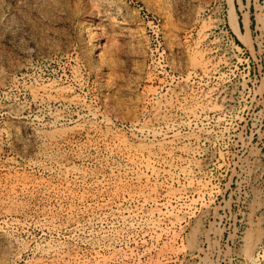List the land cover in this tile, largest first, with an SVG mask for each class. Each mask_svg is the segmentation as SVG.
<instances>
[{"label":"rangeland","instance_id":"obj_1","mask_svg":"<svg viewBox=\"0 0 264 264\" xmlns=\"http://www.w3.org/2000/svg\"><path fill=\"white\" fill-rule=\"evenodd\" d=\"M0 132V264H264V0H0Z\"/></svg>","mask_w":264,"mask_h":264},{"label":"bare ground","instance_id":"obj_2","mask_svg":"<svg viewBox=\"0 0 264 264\" xmlns=\"http://www.w3.org/2000/svg\"><path fill=\"white\" fill-rule=\"evenodd\" d=\"M195 60H196V65L199 66L200 68L206 70V59L204 58V55L203 53L201 52H198L197 55H195ZM49 84V82H48ZM41 88L43 87V84H41ZM53 85L54 82H53ZM52 85V82L49 84V85H46L43 87V91L46 96L48 95H51V94H48L47 95V92L49 93V90L50 89H53L54 86ZM40 88V87H39ZM63 88V87H62ZM56 91L59 90L60 91V88L57 87L54 88ZM35 90V89H33ZM32 90V91H33ZM38 90V89H37ZM62 90V89H61ZM63 91L64 88H63ZM38 92L35 90V93ZM33 95L35 94L34 92H32ZM62 93V92H61ZM37 94V93H36ZM43 94V93H42ZM41 94V95H42ZM59 94V93H58ZM58 94L56 96H58ZM61 95V94H60ZM59 95V97H60ZM35 96V95H34ZM53 98H56L54 97V95H52ZM35 97H38V96H35ZM64 97V96H63ZM67 97V96H66ZM41 98V96H40ZM52 98V97H51ZM58 98V97H57ZM44 100V98H41ZM60 99V98H59ZM65 100V98H63ZM62 99V100H63ZM66 99H69V98H66ZM42 100V101H43ZM50 100V99H49ZM55 100H58V99H55ZM54 100V101H55ZM70 100H73V99H70ZM40 102V101H39ZM50 102V101H49ZM13 104V103H12ZM11 105V103H10ZM181 105V104H180ZM15 106V105H14ZM11 107V106H10ZM20 107V106H19ZM19 107L16 108V112H17V109H19ZM12 108V107H11ZM15 109V107H13ZM12 108V109H13ZM22 108L24 109V107L22 106ZM13 109V110H14ZM181 109L182 111L184 112L185 115H187L188 117H193V116H196L198 114V105H190V106H187V107H184V105H181ZM21 110V109H20ZM58 112V111H57ZM55 113V112H53ZM55 116V115H54ZM57 116V115H56ZM60 116V115H59ZM58 116V117H59ZM163 116V115H162ZM161 116V117H162ZM164 117V116H163ZM57 119V118H56ZM164 119V118H163ZM162 119V120H163ZM56 121V120H55ZM79 125V124H78ZM167 127H168V124H167ZM150 128V127H149ZM151 130V129H150ZM39 132V131H38ZM1 133V132H0ZM62 133V132H61ZM156 133V131H155ZM51 134V135H50ZM49 134V138L51 141V145L52 144H55L57 141H59L58 139H60L61 137L58 136L59 134H53L52 132H50ZM2 136V135H1ZM0 136V137H1ZM47 136V135H46ZM63 136V135H62ZM116 136V143H115V146L117 147V152L119 153H122L123 156L124 154L126 155V159L128 160V162L130 161L131 163H137L139 164V166H143L145 167V169H149L150 171L156 173L158 170L157 167H156V162H162L164 163L165 165L166 164H169L171 165V159H173L172 157L175 155V152L177 149H182V150H186L184 146L182 147H178V142L182 139L181 136H173L171 138H163L161 140H158V141H152V142H148V143H143V144H139V145H136L134 146L133 143H131L129 141V139L127 137H125L123 134H117V135H114ZM49 145V144H48ZM53 146V145H52ZM180 146V145H179ZM46 147V146H45ZM114 147V146H112ZM188 150V148H187ZM43 151V150H41ZM180 153V152H179ZM45 154V153H44ZM110 154V153H109ZM180 155V154H179ZM180 159V158H179ZM53 160V159H52ZM171 160V161H170ZM171 162V163H170ZM127 163V162H126ZM133 165V164H132ZM138 166V167H139ZM182 166V165H181ZM127 167V166H126ZM170 167V166H169ZM175 167V166H174ZM185 167V165L183 166V168ZM187 167V166H186ZM182 168V167H181ZM73 169V168H71ZM75 169V167H74ZM133 169V168H132ZM167 169V168H166ZM180 169V168H179ZM69 170V168H68ZM77 170V169H76ZM163 170V169H162ZM170 170V169H169ZM185 171V168L183 169ZM70 171V170H69ZM79 171V170H78ZM85 171V170H84ZM143 171V170H142ZM81 172V171H80ZM86 172V171H85ZM144 173V172H143ZM159 173V171H158ZM187 173V172H186ZM140 174V173H139ZM139 174H136V175H139ZM141 179V178H140ZM136 180V179H135ZM147 180V179H145ZM141 183V182H139ZM148 186V185H146ZM140 190V189H139ZM142 190V189H141ZM179 216V215H178ZM260 235V234H259ZM250 239V238H249ZM257 244V240L256 239H253L251 238L249 243L246 244L247 246L246 249H244V257L248 258V259H251L253 258V249L255 248ZM247 259V260H248Z\"/></svg>","mask_w":264,"mask_h":264}]
</instances>
